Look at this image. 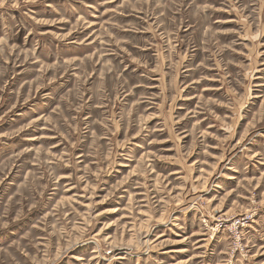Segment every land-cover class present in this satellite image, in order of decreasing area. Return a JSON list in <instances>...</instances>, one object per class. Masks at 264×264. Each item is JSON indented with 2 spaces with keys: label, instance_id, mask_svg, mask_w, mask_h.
<instances>
[{
  "label": "rangeland",
  "instance_id": "obj_1",
  "mask_svg": "<svg viewBox=\"0 0 264 264\" xmlns=\"http://www.w3.org/2000/svg\"><path fill=\"white\" fill-rule=\"evenodd\" d=\"M0 264H264V0H0Z\"/></svg>",
  "mask_w": 264,
  "mask_h": 264
}]
</instances>
